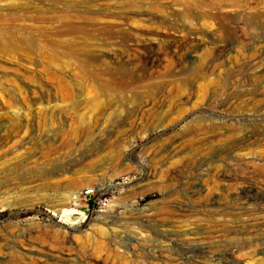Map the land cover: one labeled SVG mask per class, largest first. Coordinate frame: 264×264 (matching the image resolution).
<instances>
[{
  "label": "rangeland",
  "instance_id": "374dc122",
  "mask_svg": "<svg viewBox=\"0 0 264 264\" xmlns=\"http://www.w3.org/2000/svg\"><path fill=\"white\" fill-rule=\"evenodd\" d=\"M260 11L0 0V264H264Z\"/></svg>",
  "mask_w": 264,
  "mask_h": 264
},
{
  "label": "built area",
  "instance_id": "2783aa9c",
  "mask_svg": "<svg viewBox=\"0 0 264 264\" xmlns=\"http://www.w3.org/2000/svg\"><path fill=\"white\" fill-rule=\"evenodd\" d=\"M96 194V189L95 188H87L83 191V197L85 201L88 203L87 206L90 203H93V206L95 205L96 201L92 200L94 199V196ZM106 205L105 201L104 202H98V207L101 208L102 206Z\"/></svg>",
  "mask_w": 264,
  "mask_h": 264
},
{
  "label": "bare ground",
  "instance_id": "6f19581e",
  "mask_svg": "<svg viewBox=\"0 0 264 264\" xmlns=\"http://www.w3.org/2000/svg\"><path fill=\"white\" fill-rule=\"evenodd\" d=\"M239 8V7H238ZM242 8V7H241ZM239 11V10H238ZM127 18H130L129 16L127 17ZM258 21H260V22H262V23H264V11H260L259 13H257L256 14V17H255ZM187 35H184V38L185 39H187ZM200 42V41H199ZM199 42H198V44H199ZM179 43V42H178ZM201 43V42H200ZM203 45V44H202ZM179 46V45H178ZM194 48H196V47H194ZM193 49V48H192ZM263 49H264V47H263ZM77 196L78 195H76V196H73V200H75L76 198H77ZM216 212V211H215ZM227 213V212H226ZM257 215V214H256ZM234 218V217H233ZM201 219V218H200ZM236 219V218H235ZM220 221V220H219ZM222 222V221H221ZM259 224H260V222H259ZM212 226V225H211ZM214 227V226H213ZM215 260V259H214ZM213 260V261H214ZM210 264H216V263H210ZM219 264V263H218Z\"/></svg>",
  "mask_w": 264,
  "mask_h": 264
}]
</instances>
